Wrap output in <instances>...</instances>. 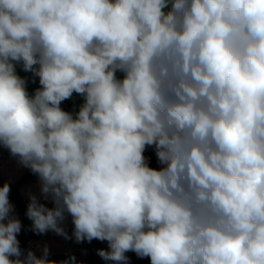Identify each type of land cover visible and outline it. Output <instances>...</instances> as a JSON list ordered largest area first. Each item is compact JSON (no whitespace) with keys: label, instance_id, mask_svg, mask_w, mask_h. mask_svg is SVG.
<instances>
[{"label":"clouds","instance_id":"9594fccd","mask_svg":"<svg viewBox=\"0 0 264 264\" xmlns=\"http://www.w3.org/2000/svg\"><path fill=\"white\" fill-rule=\"evenodd\" d=\"M0 146L54 204L29 192L36 234L112 264H264V0H0ZM9 193L0 264H83L25 256Z\"/></svg>","mask_w":264,"mask_h":264},{"label":"rangeland","instance_id":"374dc122","mask_svg":"<svg viewBox=\"0 0 264 264\" xmlns=\"http://www.w3.org/2000/svg\"><path fill=\"white\" fill-rule=\"evenodd\" d=\"M118 76L122 74L117 73ZM27 79V91L30 95L34 94L35 90L40 87L39 85V78L27 76L24 77ZM75 98H77L75 100ZM74 101H71L73 100ZM67 101V100H66ZM65 102L63 101L61 104V108L65 111L73 112L78 111L79 107L84 103V99L82 96L78 94H73L72 98ZM70 103H73L75 107H71ZM155 163L154 161L152 162ZM155 165V164H154ZM150 165V166H154ZM31 171L30 169L22 166L17 157H13L9 150L0 146V177L4 180L9 182L10 184H18V182ZM20 194L22 201L25 205H28L29 201V192L35 194L40 203H49L53 204L51 199L45 200L40 192V183L38 176H34L28 183L23 185L20 189ZM10 202L13 204V201L9 199ZM14 205V204H13ZM54 205V204H53ZM15 215L19 218L22 223V218L20 216L19 211L14 206ZM61 226L65 229L69 236L72 235L74 225L72 224L71 217L66 214V218L63 222H61ZM24 227L22 224V230L17 235V239L20 242V248L23 254L26 256L27 251L31 250L35 253L37 258H40L43 255V248L47 245L49 249V254L52 253H61V252H80L79 243H76L74 238L73 239H65L64 237L57 235L55 232L49 230L46 234H37L38 238H31L27 243L24 245ZM29 231L31 230V225L29 227ZM24 236V237H23ZM126 255L130 258V264H143L145 263L144 259L138 258L135 253L128 252ZM112 264V263H111Z\"/></svg>","mask_w":264,"mask_h":264},{"label":"trees","instance_id":"16d2710c","mask_svg":"<svg viewBox=\"0 0 264 264\" xmlns=\"http://www.w3.org/2000/svg\"><path fill=\"white\" fill-rule=\"evenodd\" d=\"M16 73L21 76V77H27V76H31L32 73L31 72H25L22 69V66L20 64L16 65ZM77 98H75L76 100ZM69 100V99H68ZM66 101L65 102H71L74 101ZM68 104V103H67ZM70 106L73 108L75 107V105L73 103H70ZM145 155L151 158V163L150 165H154L152 167H157V162H156V158L154 155V152L151 148H149L146 152ZM155 162L154 164L152 162ZM36 177L37 175L30 172L29 174L25 175L19 182L18 184H10L7 181H4L1 177H0V187L3 186L4 183H9L10 185V193H9V199H11L13 201L14 206L17 208V210L20 213V216L22 218V224L24 227V236L26 235V237H24V245L27 243V241H29V239L31 238H38V235L34 232H30L29 231V227L32 224V222L27 218L26 216V210H27V205H25L22 201L21 198V194H20V188L25 185L26 183H28L33 177ZM47 207L51 208L54 207L53 204H49V203H44ZM79 249L80 252H61V253H52L49 254L47 259L48 260H52V261H62L68 258L69 254H74L77 261H82L83 264H111L112 262H108V261H104L98 254H97V250L99 249H108V245L106 241H99L94 239L93 241H91L90 243L87 241H84L82 243H79ZM23 258V257H22ZM145 263L143 264H150V260L148 258H144Z\"/></svg>","mask_w":264,"mask_h":264}]
</instances>
